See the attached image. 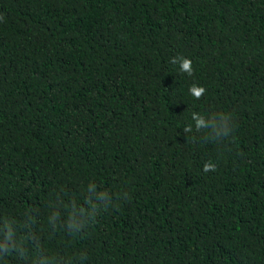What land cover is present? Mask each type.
Listing matches in <instances>:
<instances>
[{"label": "trees", "instance_id": "obj_1", "mask_svg": "<svg viewBox=\"0 0 264 264\" xmlns=\"http://www.w3.org/2000/svg\"><path fill=\"white\" fill-rule=\"evenodd\" d=\"M0 264H264V0H0Z\"/></svg>", "mask_w": 264, "mask_h": 264}, {"label": "clouds", "instance_id": "obj_2", "mask_svg": "<svg viewBox=\"0 0 264 264\" xmlns=\"http://www.w3.org/2000/svg\"><path fill=\"white\" fill-rule=\"evenodd\" d=\"M171 62L172 63L179 62V67H180L181 71H183L189 75L192 74L193 67H192V60L190 58H186L183 56L173 57ZM189 91L194 98L200 99L205 94L206 89L202 86L193 85L189 89ZM192 118L195 122V129L197 131L207 129V128H211L217 137H219L221 135L226 136L228 134V132L230 131V129L228 127V121H229L230 117L227 114H221L219 117V120H216L215 118H213L211 121H206L204 119V117L198 113H193ZM192 130H193L192 125H188L184 128L185 133L192 132ZM215 168H216V165L214 163L206 162L204 164L203 170L205 172L215 171Z\"/></svg>", "mask_w": 264, "mask_h": 264}]
</instances>
